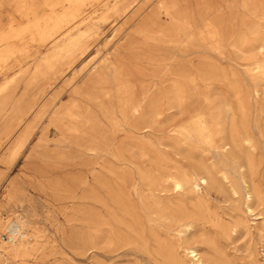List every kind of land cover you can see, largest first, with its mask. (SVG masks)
Segmentation results:
<instances>
[{"label":"rangeland","instance_id":"obj_1","mask_svg":"<svg viewBox=\"0 0 264 264\" xmlns=\"http://www.w3.org/2000/svg\"><path fill=\"white\" fill-rule=\"evenodd\" d=\"M209 21L221 32L218 42L208 39ZM259 46L264 0H28L20 13L0 3V101L8 90L13 94L0 115V225L22 216L30 239L37 234L30 256L0 247V264H195L180 247L184 235L198 241L203 255L213 253L205 264H264V76L251 70L264 60ZM96 77L103 90L86 92ZM119 87L135 98L142 91L151 100L163 95V113L150 129L119 130ZM240 98L258 104L244 123ZM223 103L235 109L222 136L249 132L256 145H244L237 159L246 166L253 160V170L245 168L260 190L250 201L253 211L244 192L233 195L227 184L183 196L143 191L142 169L157 175L179 166L233 164L229 155L179 137L197 112ZM29 126L36 131L12 157ZM112 135L109 146L104 139ZM117 176L143 188L148 202L201 203L207 214L180 234L167 213L154 212L141 238L104 243L102 183ZM232 181L241 184L237 175ZM8 237L0 229V244Z\"/></svg>","mask_w":264,"mask_h":264},{"label":"bare ground","instance_id":"obj_2","mask_svg":"<svg viewBox=\"0 0 264 264\" xmlns=\"http://www.w3.org/2000/svg\"><path fill=\"white\" fill-rule=\"evenodd\" d=\"M0 3L9 5V7L12 8V12L14 13H20L26 8L28 0H0ZM160 4L162 8L166 7L165 1L160 2ZM205 30L207 31L208 39L210 42L215 43L219 41L221 37V32L213 23H210L209 21V23L205 25ZM35 33H39V35H42L39 31ZM202 37L204 38V36ZM17 46L20 45L17 44ZM19 48L21 50V47ZM263 48L264 46H259L258 50L260 51ZM4 50L6 51V49ZM251 66V70L253 72L259 73L260 75L264 76V60H256L251 64ZM40 73L42 74V72ZM33 79L34 78H32V80ZM29 81H31V79ZM34 81L35 80L32 81L33 85ZM16 83L17 82H15L14 84ZM47 83L46 85H48ZM14 84H11L12 89H14ZM29 84L32 85L31 83ZM14 87H16V85ZM27 87L28 86H26V88ZM44 88L45 89H43V91L46 90V87ZM97 89L103 90V87L102 84H100V78L96 77L87 87L86 92H95V90ZM39 91L43 92L41 89ZM180 94V91L176 92L178 100H180ZM12 95L13 94H11L9 90L7 94H4L2 101H0V115L2 114V109H4L2 108V104H8L7 101H10ZM163 98V95H161L159 99L151 100L148 91L140 92V94L135 98L132 96V92L130 89L119 87V95L116 99L118 108L114 111L115 113H118L122 116L121 123L117 125L119 130H127L128 128L132 129L133 131L135 129H150L152 124L163 113ZM3 107L6 106L4 105ZM257 107V103H249L244 99L240 98V101H238L237 103V108L239 111L240 118L243 120V123L249 120L250 118V115L248 113L249 110L253 108L255 109ZM234 109L235 107L231 103H223L217 106L211 104L209 105L207 111L197 112L192 117L191 121L182 128L183 131H180L179 133V137L184 139V141L187 139H191L194 142L199 143L202 147H205V149L209 152L215 153L219 150L220 153L223 154L224 159H226L227 155H229L230 159L233 161V164H229L230 166L227 167L217 165L215 162L204 165V162H202L201 160L200 164H203V166L199 165L193 169H188L186 167L179 166L176 167L174 170L158 172L157 175H154L151 170L142 169L140 170L139 174L141 175L142 187H144V190L143 188L138 187V185H136L135 183L128 182L125 178H122L121 176H117L112 181L102 183L103 194L101 196V227L102 238L104 243H112V245H119L122 241L130 243L133 239L141 238L142 231L145 226V221L149 217V215L154 212L159 214L160 216H164L167 213L169 215V218L173 221L175 229L180 234L182 232L190 233V229L196 224L197 220L207 214L206 207L201 203H194L192 204V207H190L185 201L176 203L171 202L166 205L164 204V206L161 200L154 199L152 202H148V197L143 192L145 191V189L151 191L154 197H162L161 193L167 195V193L170 191L173 193L174 196H183L186 191H188V189H192L194 192H199L202 185L204 187H211L219 184H227L228 186L230 185L231 189L233 190V195L238 194L239 191L244 192L247 198V209L249 211H253L252 207L250 206V201L252 200L254 195L258 196L260 194V190L253 184V180L250 178L248 179L245 175V168L249 167L251 170H253V160H247L248 166H246L244 163L240 164V162L237 160L244 145H248L250 148H256V145L253 143V137L249 132L246 133L244 136H240L236 132V130L230 131V137H225L224 135L222 136L226 129L225 124L226 118L228 117L227 114L234 112ZM114 112H112V114H114ZM222 112L226 113V115L223 116ZM34 131L36 130L33 129L32 126H29L18 137L15 148L11 153L12 157H14L17 153H20L19 151L23 150L26 147ZM263 136L264 135H262V137ZM115 138V135L108 136L104 139V142L107 145L111 146L112 144H114ZM160 144L163 145L162 142H160ZM197 162L199 163V161ZM220 173L222 174L221 176ZM235 175L239 176L240 179L241 184H239L238 186L234 183L235 181H232ZM21 217L18 216L16 220H8L9 222H7L5 225H0V229L8 230L9 233V240L7 242L2 241V243L0 244L1 249L4 248L5 253L14 254L17 255V257L18 255H23L22 257H24V255H27L29 253V250L33 247L31 246V243L33 242V240L36 239L35 237L37 235H32L30 239V236L28 235L30 233H28L26 229V226L29 225V222ZM182 239L184 242L180 246L181 249L183 250L184 254L191 255L192 260L195 264H205L207 262H211L210 256L213 253L209 250V252H207V255H203L201 252V247L199 246V244H197L198 241L193 238V236L184 235ZM35 242L37 241L35 240ZM165 251L169 254L172 253V250L168 247L165 248ZM28 255L30 256V254Z\"/></svg>","mask_w":264,"mask_h":264}]
</instances>
